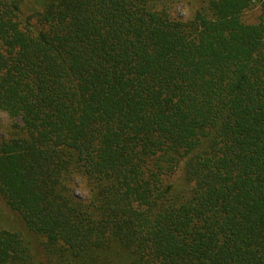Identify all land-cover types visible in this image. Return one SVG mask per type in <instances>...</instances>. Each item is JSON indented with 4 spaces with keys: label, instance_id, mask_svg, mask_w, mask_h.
I'll list each match as a JSON object with an SVG mask.
<instances>
[{
    "label": "trees",
    "instance_id": "1",
    "mask_svg": "<svg viewBox=\"0 0 264 264\" xmlns=\"http://www.w3.org/2000/svg\"><path fill=\"white\" fill-rule=\"evenodd\" d=\"M180 4L0 0V264H264V0Z\"/></svg>",
    "mask_w": 264,
    "mask_h": 264
},
{
    "label": "rangeland",
    "instance_id": "2",
    "mask_svg": "<svg viewBox=\"0 0 264 264\" xmlns=\"http://www.w3.org/2000/svg\"><path fill=\"white\" fill-rule=\"evenodd\" d=\"M201 6V0H182V4L175 10L181 14L183 11L188 10L193 13ZM259 15V6L253 5L251 10L244 16L246 23H253ZM11 132V122L3 115H0V143L8 137ZM73 192L77 196H85L86 191L82 183L75 182ZM0 230L7 231H23L20 220L9 211L4 202L0 199Z\"/></svg>",
    "mask_w": 264,
    "mask_h": 264
}]
</instances>
